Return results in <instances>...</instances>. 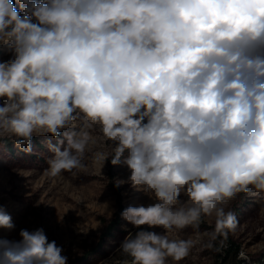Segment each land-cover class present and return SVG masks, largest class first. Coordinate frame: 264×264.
<instances>
[{"label":"clouds","instance_id":"clouds-1","mask_svg":"<svg viewBox=\"0 0 264 264\" xmlns=\"http://www.w3.org/2000/svg\"><path fill=\"white\" fill-rule=\"evenodd\" d=\"M19 5V7H17ZM0 140L31 154L50 135L46 174L124 165L152 203L128 206L120 264H169L215 217L206 247L239 221V194L264 202V0H0ZM159 228L161 231L142 230ZM15 224L0 206V229ZM43 228L0 238V264H67Z\"/></svg>","mask_w":264,"mask_h":264},{"label":"rangeland","instance_id":"rangeland-1","mask_svg":"<svg viewBox=\"0 0 264 264\" xmlns=\"http://www.w3.org/2000/svg\"><path fill=\"white\" fill-rule=\"evenodd\" d=\"M19 7V5H17ZM7 46L0 47V61L9 59ZM48 136L34 137L31 154L21 151L12 140H0V206L11 215L15 228L0 229V238L19 239L21 229L43 228L49 241L63 248L67 264H120L124 257L119 246L134 228L119 214V223L112 234L101 240L106 222L118 210V198L112 185L117 180L128 181L129 170L124 165H113L109 174L110 159L101 166L92 162L91 153L109 149L99 140L85 157L86 168L63 172L49 177L45 169L53 155L46 146ZM123 210L128 206L152 203L147 194L125 182L117 187ZM239 221L235 232H230L221 244L218 239L212 248L206 247V233L215 228V217L204 218L199 231L191 227L174 238L198 240L190 254L169 264H264V202L239 194L228 203ZM122 210V211H123ZM142 230L159 232V228L143 226Z\"/></svg>","mask_w":264,"mask_h":264},{"label":"trees","instance_id":"trees-1","mask_svg":"<svg viewBox=\"0 0 264 264\" xmlns=\"http://www.w3.org/2000/svg\"><path fill=\"white\" fill-rule=\"evenodd\" d=\"M109 174L110 176L113 175V165L111 164L109 167ZM112 189L114 192H116L117 194V198H118V210L115 211V213L113 214V216L107 220L105 218L102 219L103 222H106V226L105 229L103 230V232L100 235V239L103 240L106 237L110 236L112 234V230L113 228H115L117 226V224L119 223V214L122 212L123 207L121 205V202L119 201V191L118 188L115 185H112Z\"/></svg>","mask_w":264,"mask_h":264}]
</instances>
